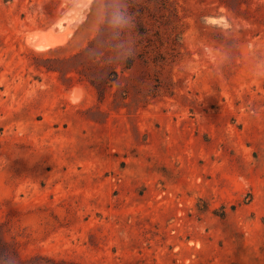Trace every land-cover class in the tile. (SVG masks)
<instances>
[{
  "label": "rangeland",
  "instance_id": "obj_1",
  "mask_svg": "<svg viewBox=\"0 0 264 264\" xmlns=\"http://www.w3.org/2000/svg\"><path fill=\"white\" fill-rule=\"evenodd\" d=\"M135 1L0 0V264H264V0Z\"/></svg>",
  "mask_w": 264,
  "mask_h": 264
},
{
  "label": "bare ground",
  "instance_id": "obj_2",
  "mask_svg": "<svg viewBox=\"0 0 264 264\" xmlns=\"http://www.w3.org/2000/svg\"><path fill=\"white\" fill-rule=\"evenodd\" d=\"M86 1V0H85ZM77 3V2H76ZM81 3V2H80ZM85 3V2H84ZM87 3V2H86ZM83 4V3H82ZM80 7H81V5H80ZM83 8V7H82ZM88 10V7L87 8H84V10ZM83 10V9H82ZM80 13V12H79ZM81 15V14H80ZM81 17V16H80ZM82 18L84 19V17L82 16ZM61 21L62 20H60L59 19V21L58 22H56V28H58L59 29V31L58 32H60V33H57V34H59V36L57 37V38H53V37H45V38H40V36H39V33H33L32 35H26L27 37H28V39L30 40V44H31V46H32V48L35 50V51H37V52H47V51H50V50H54V49H56V48H58V47H60V46H63L65 43H66V39H68L67 38V36H66V32H65V27H63L62 25H61ZM70 21V20H69ZM64 22V19H63V21H62V24H64L63 23ZM74 23V22H73ZM72 23V24H73ZM72 24H70V25H72ZM54 28H55V26H54ZM73 28V27H72ZM75 29V28H74ZM73 30V29H72ZM50 31H52V28H51V30ZM75 31V30H74ZM32 33V32H31ZM50 33H52V32H50ZM28 34V33H27ZM30 34V33H29ZM70 39V38H69ZM28 40V41H29ZM28 44V43H27ZM67 45V44H66ZM30 47V46H29ZM77 90V89H76ZM83 92V91H82ZM79 93V92H78ZM77 93V94H78ZM81 96V95H80ZM82 97V96H81ZM74 98L76 99L77 98V96H75L74 95Z\"/></svg>",
  "mask_w": 264,
  "mask_h": 264
},
{
  "label": "trees",
  "instance_id": "obj_3",
  "mask_svg": "<svg viewBox=\"0 0 264 264\" xmlns=\"http://www.w3.org/2000/svg\"><path fill=\"white\" fill-rule=\"evenodd\" d=\"M5 1H9V0H5ZM125 3L127 4V8H128V13L130 15V17L132 18V22L135 23V27H136V33L137 36L140 38H143V36L146 35V31L145 29L142 27L141 23H140V18L137 15V13H140L141 9L137 10L138 5L136 4L135 0H125ZM147 42V38L145 39ZM142 41V40H141ZM94 45V40H92L91 42H89L87 49L91 48Z\"/></svg>",
  "mask_w": 264,
  "mask_h": 264
}]
</instances>
